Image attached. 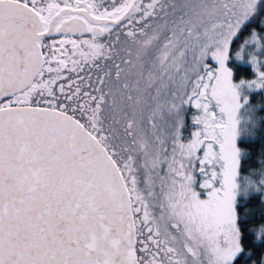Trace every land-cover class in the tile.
Masks as SVG:
<instances>
[{
  "label": "snow or ice",
  "instance_id": "1",
  "mask_svg": "<svg viewBox=\"0 0 264 264\" xmlns=\"http://www.w3.org/2000/svg\"><path fill=\"white\" fill-rule=\"evenodd\" d=\"M0 264H264V0H0Z\"/></svg>",
  "mask_w": 264,
  "mask_h": 264
}]
</instances>
